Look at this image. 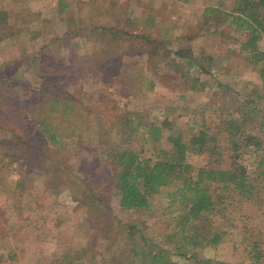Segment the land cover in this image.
<instances>
[{"label":"rangeland","instance_id":"1","mask_svg":"<svg viewBox=\"0 0 264 264\" xmlns=\"http://www.w3.org/2000/svg\"><path fill=\"white\" fill-rule=\"evenodd\" d=\"M25 1L27 8L39 14L40 21L33 18L35 16L30 15V12L13 15L12 12L9 14L7 7H0V20L6 18L3 20L17 25L14 26L10 42L0 51V69L5 67L8 75L19 74L26 78L29 86L23 85L28 89H24L20 96L30 98L32 88L39 87L42 82L40 72L43 77L49 76L50 65L53 66V61L50 62L52 57L49 58L38 49L44 44L61 46L62 49H68L65 56H70L65 61L72 71L88 78L82 83V100L85 103L110 99L123 108V112L139 111L142 115L135 139L130 134L115 135L109 130L98 132L97 143L94 145L79 148L78 154L82 153L90 160L88 169L91 171L102 167L100 163L113 168L114 162L103 148L114 147L122 141L126 142L124 146H142L143 157L154 158L153 146L170 148L171 142L167 139L169 130L165 127L164 136L156 142L147 141L144 134V123L147 120L159 122L165 115H168L165 118L167 123L174 122L176 128L199 127L200 120L194 114L203 115L202 120L216 135L218 145L229 150L228 130L217 124L216 115L218 111L238 107L256 125L253 131L264 140V131L258 127L264 114L254 113L244 102L248 96L256 98V94H264V73L259 70L260 64L254 65L247 61L249 49L241 48V43L248 38V32L235 31L232 25L226 24V19L221 18L219 21L224 23L225 31L214 34L215 14L208 15L209 24L202 19L203 6L217 0H65L62 7L58 0ZM221 1L222 8H231L233 0ZM105 9H108V16H100V12H105ZM97 22H104L106 26L92 27ZM105 28H116L115 35L108 37L116 41L114 48L118 47L120 51L131 54L123 59L127 62L134 59L137 62L129 63L121 71L120 77L113 74L118 69L117 65L98 66L96 53L98 46L106 40ZM256 41L259 48L264 49V33H260ZM149 77L154 79L152 87ZM123 83L129 86L123 87ZM261 102L258 107H262ZM13 112L11 102L0 100V116L11 119ZM4 143L9 142L0 135L1 162L8 158L5 154L18 153ZM253 149V146H249V150L241 149L238 162L244 163L247 173L255 177L259 170L256 158L250 152ZM65 152L72 157L76 154L71 144L65 147ZM188 158L197 166L211 162L205 154H191ZM11 159H6V164H0L7 173V179L1 178L0 184L10 190L0 191V264H59L48 262L44 257L53 250L63 251L70 243L64 237L53 236L52 230L59 223L60 215L71 216L79 202L69 196L66 184H55L52 176L43 179L44 184L40 187L20 194L21 185L15 179L19 175L17 171L25 163L19 167L18 161ZM230 161L231 156L225 152L224 159L218 164L227 166ZM34 168L38 169V163H35ZM256 182H260V179L257 178ZM223 192L231 198L221 203V211L200 215L196 223L201 230L211 221L216 224L217 221L231 220L234 224L228 228L217 247L202 250L203 259L205 264H213L210 260H214V264H247V251L244 248L255 238L264 250V202L259 205L254 199L237 196L230 190ZM261 194L264 195V187ZM109 200L112 205H116L115 194ZM150 202L151 209L148 210L118 211L109 224L116 226L117 219L129 222L140 220L151 231L162 236L164 231L172 227L169 224L171 217L180 209L177 204L168 205L163 192L150 195ZM241 232L247 235L245 242L240 240ZM96 236V233H92L91 238ZM164 244L171 245L170 242ZM11 246L15 251L13 259L5 257ZM103 249L102 244L99 252ZM101 256H92L90 259L91 254L86 251L76 264H88L90 260L96 259L101 262ZM171 260L180 264L189 263L176 255H172ZM110 263L115 264L112 261Z\"/></svg>","mask_w":264,"mask_h":264},{"label":"trees","instance_id":"2","mask_svg":"<svg viewBox=\"0 0 264 264\" xmlns=\"http://www.w3.org/2000/svg\"><path fill=\"white\" fill-rule=\"evenodd\" d=\"M58 4L62 7L65 0H58ZM222 4L223 1L217 0L204 5L202 19L209 24L208 15L215 14L214 34L225 31L224 23L219 21L221 18L226 19V24L232 25L235 31L248 32V38L241 43V48L249 49L247 61L254 65L260 64L259 70L264 73V49L259 48L256 41L259 34L264 33V0H233L229 10L222 8ZM1 6L7 7L9 14L12 12L13 15L30 12V15L35 16L33 18L40 21L39 14L26 7L25 0H0ZM107 10L101 11L100 16H108ZM3 19L0 20V51L10 42L14 26H17ZM95 26L104 28L106 25L104 22H97L92 24V27ZM104 32L106 40L98 46L96 53L98 66L117 65L118 69L113 74L120 77L121 71L129 63L137 62L134 59L125 61L123 58L131 54L120 51L118 47L114 48L116 41L108 36L115 35L116 28H105ZM38 50L49 58L52 57L50 62L53 61V66L50 65L49 76L43 77L40 72L42 82L39 87L32 88L30 98L20 96L24 89H28L23 85L29 86L25 77L22 78L19 74L8 75L5 67L0 69V100L11 102L14 107L13 118L0 116V135L9 142L4 143L6 146H12L19 153V156L18 153L4 156L16 159L19 167L25 163L17 171L19 175L15 179L21 185L20 194L40 187L44 184L43 179L52 176L55 184H66L69 196L79 202L71 216L60 215L59 223L55 224V229L52 228L53 236L64 237L70 245L63 251H51L44 257L48 262L76 264L87 251L91 254L90 259L100 254L103 256L101 262L96 259L90 260L88 264H111L110 261L115 264H180L171 260L172 255L189 261L184 264H205L202 250L217 247L234 222L217 221L214 224L211 221L201 230L196 220L200 215L217 214L221 211V203L231 198L223 191L230 190L237 196L254 199L262 205L264 140L253 131L256 125L238 107L218 111L216 115L217 124L228 130L229 150L218 145L216 135L211 132L206 121L202 120L203 115L198 113L201 115L199 117L194 114L201 124L196 128H176L173 119H170L173 123H167L165 118L168 115H165L159 122L147 120L144 123V134L147 141L156 142L164 136L165 127L169 130L167 139L171 142L170 148L153 146L154 158L143 157L142 146H124L126 142L122 141L123 143L119 142L114 147L103 148L114 162L113 168L100 163L102 167L99 169H88L90 160L86 155L78 154L79 148L94 145L97 143L98 132L109 130L115 135L130 134L135 139L142 115L139 111L123 112L124 109L110 99L85 103L82 100V83L88 78L74 73L67 64L65 59L70 54L65 56V53L68 49L44 44ZM149 82L152 87L153 77H149ZM123 85L125 87L127 83ZM260 101L262 107H258ZM244 102L254 113L264 114V94L258 93L256 98L248 96ZM258 127L264 131V118ZM171 129L175 132L172 133ZM68 144L73 146L75 157L65 152ZM249 146L255 148L250 151L256 158L259 170L255 177L247 173L244 163L238 162L241 149L249 150ZM225 152L231 156V161L227 166H220L218 163L224 159ZM191 154H205L211 162L197 166L189 161ZM1 158V165L8 163V158L4 162H1ZM35 163H38V169L34 168ZM1 178L6 180L7 173L0 166ZM257 178L260 182H256ZM4 190L10 191L0 184V191ZM162 192L168 205L177 204L180 209L172 215L169 222L172 227L164 231L162 236L151 231L140 220L129 222L117 219L116 226L109 224L118 211L151 209L150 195ZM113 194L117 198L116 205H112L109 200ZM92 233L97 234L96 238H91ZM246 239L247 235L241 232L240 240L245 242ZM164 242H170L171 245L166 246ZM102 244L104 249L99 252ZM114 245L117 246L113 250ZM244 250L247 251V264H263L264 250L259 247L258 239L255 238ZM6 256L15 258L12 246ZM210 262L215 263L214 260Z\"/></svg>","mask_w":264,"mask_h":264}]
</instances>
